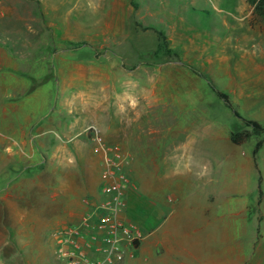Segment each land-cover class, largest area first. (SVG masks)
<instances>
[{"label": "crops", "instance_id": "0c3cea01", "mask_svg": "<svg viewBox=\"0 0 264 264\" xmlns=\"http://www.w3.org/2000/svg\"><path fill=\"white\" fill-rule=\"evenodd\" d=\"M235 17L241 24L246 18ZM7 20L11 18H0V121L17 148L2 143L7 155L0 158V167H16L11 176L18 181L45 171L41 180L51 190L48 200L62 215L52 233L78 231L70 237L102 264H256L259 215L252 208L257 210L259 192L249 199L243 172L221 174L226 149L234 144L232 131L202 114L189 124L182 122V115L198 110L199 96L173 94L163 107L154 67H129L119 59L84 64L66 59L64 50H53L51 59L40 27L31 30L22 19L12 18L27 32H39L36 42L34 37L10 40L8 33L21 27H10ZM254 20L264 24V16ZM222 24H227L225 18ZM248 28L264 34V26ZM253 35L234 39V49L240 51L239 80L247 78V71L264 80V43L255 44ZM236 86L241 89L240 81ZM165 109L169 117L163 115ZM90 126L101 142L89 137ZM108 146H118L116 163L138 184L125 189L127 205L118 218L135 223L137 212L135 224L143 233L137 246L120 242L115 254H109V245L89 239L103 232L96 219L107 200L101 187L109 179L103 162ZM148 167L153 174L144 170ZM160 168L169 172L159 174ZM243 247L255 250L243 255Z\"/></svg>", "mask_w": 264, "mask_h": 264}, {"label": "rangeland", "instance_id": "374dc122", "mask_svg": "<svg viewBox=\"0 0 264 264\" xmlns=\"http://www.w3.org/2000/svg\"><path fill=\"white\" fill-rule=\"evenodd\" d=\"M0 6V18H11L7 20L10 27H21L18 32L8 33L10 40L29 41L34 37L36 42L39 31L27 32L25 26L31 30L40 27L39 36L43 37L44 48L49 53L64 50L66 59L81 60L84 64L89 60L119 59L129 67L145 63L149 70L155 68V75L161 81L163 107L173 94L176 97L199 96L198 110L182 115L183 123L189 124L193 117L202 114L205 120H216L229 131L250 129L216 96L198 71L227 93L233 108L243 118L264 126V80L259 81V73L255 75L249 71L244 72L246 79L239 80L235 70L240 54L234 49L237 35L254 34L255 44L264 43V34L258 36L256 30L248 28L264 26L254 20L264 16L261 13L264 8L255 10L249 0H0ZM235 16L246 17L243 24ZM12 18H20L26 25ZM223 18L227 22L225 26ZM158 31L165 36L166 46H160ZM224 42L225 47L222 46ZM245 48L243 46V50ZM248 48L251 49L250 43ZM54 54L51 53V59ZM239 81L241 89L235 87ZM162 111L169 117L167 109ZM1 124L0 121V158L7 155L2 143L13 142ZM262 138L263 134H253L238 145L230 142L225 166L221 169L226 177L233 176L234 171L235 175L242 172L246 175L247 187L252 192L249 199L258 193L256 182L261 177L263 197L257 210L252 208L259 215L256 264H264V142L254 152L256 143ZM11 146L13 150L17 148L14 143ZM242 164L246 166L244 169ZM15 168L0 167V264H59L52 231L62 215L55 212L56 203L52 206L48 200L51 190L41 180L46 177L45 171L44 174L41 171L28 174V180L18 181V177L11 176ZM168 169L160 168L159 174H166ZM29 170L33 172L35 168ZM144 170L150 174L154 171L152 167ZM116 171L126 180L124 199L125 189H137L138 184L134 176L127 174V169ZM126 205L125 201L123 211ZM132 219L138 222L137 212ZM252 229L254 235V227ZM254 250V247L241 249L243 255L253 254ZM243 264H249V260Z\"/></svg>", "mask_w": 264, "mask_h": 264}, {"label": "built area", "instance_id": "2783aa9c", "mask_svg": "<svg viewBox=\"0 0 264 264\" xmlns=\"http://www.w3.org/2000/svg\"><path fill=\"white\" fill-rule=\"evenodd\" d=\"M88 135L91 139L101 142L102 138L97 129L93 126L87 128ZM118 146L105 147L103 162L108 169V181L104 182L101 187L102 194L107 196L106 202L102 205V214L96 219L99 229L103 230L100 234H91L89 239L91 244L104 243L109 245L111 250L109 254H115L118 251L117 245L120 242H128L134 247V242L143 238L140 228L134 223H125L118 216L123 211L125 201L123 199V190L126 180L123 175H118L120 167L115 159L117 157ZM73 232L68 229L66 232H54L53 238L56 239L57 245L55 254L59 264H102L100 260H94L88 255V251L80 247L76 241L70 237Z\"/></svg>", "mask_w": 264, "mask_h": 264}, {"label": "trees", "instance_id": "16d2710c", "mask_svg": "<svg viewBox=\"0 0 264 264\" xmlns=\"http://www.w3.org/2000/svg\"><path fill=\"white\" fill-rule=\"evenodd\" d=\"M250 3L252 5H254L255 10L258 9H262L264 8V0H249ZM262 15L264 14L263 12H261ZM158 36L160 38V46H166V38L165 36L160 33V31H158ZM201 77H203L204 79L207 80L209 86L211 87L212 91L216 94V96L221 99L228 107L231 108V110L233 111L234 115L238 118H240L241 120H243L244 124L246 127L250 128V129H243V130H238V131H232L230 133V139L234 144H240L244 141H246L249 137H251L253 134H263L264 135V126H262L259 122L255 121V120H250V119H245L243 118L232 106L230 99L227 95V93H225L222 90H219L215 84L212 82V80L210 79V77H206V75H204L202 72H198L196 71ZM264 142V138H262L261 140H259L256 143V147L254 152H257L262 144ZM260 182H261V177L258 178V192H259V196H258V203L261 202V196H262V191L260 190ZM138 242H134V246H137Z\"/></svg>", "mask_w": 264, "mask_h": 264}]
</instances>
